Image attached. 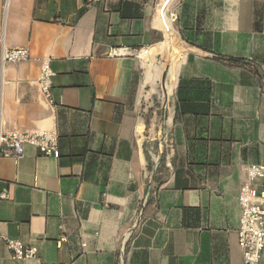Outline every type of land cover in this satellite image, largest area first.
Here are the masks:
<instances>
[{
  "label": "crops",
  "instance_id": "obj_1",
  "mask_svg": "<svg viewBox=\"0 0 264 264\" xmlns=\"http://www.w3.org/2000/svg\"><path fill=\"white\" fill-rule=\"evenodd\" d=\"M169 2L172 40L162 0H0V130L57 131L60 151L0 155V264H243L238 198L264 163V0ZM172 42L184 53L163 73L109 55ZM18 47L31 59L1 61ZM46 57L53 102L37 84ZM171 82L160 130L151 103ZM4 237L37 256L13 258Z\"/></svg>",
  "mask_w": 264,
  "mask_h": 264
},
{
  "label": "built area",
  "instance_id": "obj_2",
  "mask_svg": "<svg viewBox=\"0 0 264 264\" xmlns=\"http://www.w3.org/2000/svg\"><path fill=\"white\" fill-rule=\"evenodd\" d=\"M90 4L101 3L104 0H87ZM173 25L177 20V14L172 13ZM174 35L176 34L173 28ZM109 55L112 57H126L132 56L139 60L141 64L152 63L156 60L158 54L152 50L150 46L142 47H114L110 50ZM31 59V53L26 47L3 49L1 54V61L4 62H19ZM55 72L51 66V58L46 57L41 59V67L37 84L40 92L53 102L51 89L53 86V77ZM167 84H164V95H158V100L164 101L160 103V107L164 109V115L167 112V105L169 99L166 93ZM171 96V94H170ZM159 103V102H158ZM154 106L153 103H151ZM156 108V107H155ZM157 107V112H158ZM163 112V111H160ZM163 115V116H164ZM2 106L0 105V125L2 122ZM161 120V118H160ZM160 121L158 125L161 129H165L166 125ZM58 133L57 131H41V132H9L5 133L0 130V155L21 157L24 153L26 144L36 146L44 155L59 157L60 151L58 147ZM155 158V168L159 164V157ZM247 180L242 185L239 194V205L241 208L240 224L237 230L238 244L243 253V264H260L262 253L264 251V207L261 206V201L264 200V163L252 164L246 167ZM260 179V190L256 191L253 187L254 181ZM1 196H5L2 194ZM124 240V239H123ZM126 240V239H125ZM124 240V241H125ZM4 241L11 251L13 258L18 260H27L37 256L38 249L33 245H26L21 240L16 238L4 237Z\"/></svg>",
  "mask_w": 264,
  "mask_h": 264
},
{
  "label": "rangeland",
  "instance_id": "obj_3",
  "mask_svg": "<svg viewBox=\"0 0 264 264\" xmlns=\"http://www.w3.org/2000/svg\"><path fill=\"white\" fill-rule=\"evenodd\" d=\"M162 46H163V48H162L163 50L162 49L157 50L158 56L156 57V60L153 63L162 66V68H163L162 73H163L164 70L167 69L168 62L169 61H177L178 59H181L184 51L179 46L177 47V45L174 44L173 42L168 44L167 46H165V45H162ZM174 53L177 56L176 59L173 58ZM158 82H160V81H158ZM153 104H154V107L157 106L159 108L158 113H159V115L161 114L160 115L161 121L164 122V120H165L164 109L160 107V102L159 103L153 102ZM160 111H163V112L160 113ZM165 114H168V110H167V113H165Z\"/></svg>",
  "mask_w": 264,
  "mask_h": 264
},
{
  "label": "bare ground",
  "instance_id": "obj_4",
  "mask_svg": "<svg viewBox=\"0 0 264 264\" xmlns=\"http://www.w3.org/2000/svg\"><path fill=\"white\" fill-rule=\"evenodd\" d=\"M171 0H162L161 3V7L159 10V15H160V19L162 22V25L165 29V31H167L168 33V39L172 40L173 36H174V32H173V22H172V17L171 14L173 13V11H171V5L170 2ZM174 89V83H168L167 87H166V93H167V98L169 99L170 94H172Z\"/></svg>",
  "mask_w": 264,
  "mask_h": 264
},
{
  "label": "trees",
  "instance_id": "obj_5",
  "mask_svg": "<svg viewBox=\"0 0 264 264\" xmlns=\"http://www.w3.org/2000/svg\"><path fill=\"white\" fill-rule=\"evenodd\" d=\"M182 39L185 40L188 43H191V44L196 43L195 40L192 39V38L182 37ZM175 84H176V82H175ZM177 86L179 87V85H177Z\"/></svg>",
  "mask_w": 264,
  "mask_h": 264
}]
</instances>
